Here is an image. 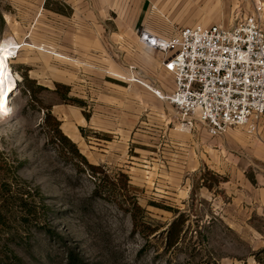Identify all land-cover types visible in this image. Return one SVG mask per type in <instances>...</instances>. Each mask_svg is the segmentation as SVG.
I'll list each match as a JSON object with an SVG mask.
<instances>
[{
  "label": "rangeland",
  "instance_id": "obj_1",
  "mask_svg": "<svg viewBox=\"0 0 264 264\" xmlns=\"http://www.w3.org/2000/svg\"><path fill=\"white\" fill-rule=\"evenodd\" d=\"M141 1L0 0V43H25L0 115V264H264V115L181 126L136 32L229 24L256 0Z\"/></svg>",
  "mask_w": 264,
  "mask_h": 264
},
{
  "label": "built area",
  "instance_id": "obj_2",
  "mask_svg": "<svg viewBox=\"0 0 264 264\" xmlns=\"http://www.w3.org/2000/svg\"><path fill=\"white\" fill-rule=\"evenodd\" d=\"M136 32L173 75V89L162 98L177 109L181 126H203L211 135L233 125L256 129L264 115L263 1L235 11L229 24L178 25L167 35L144 26Z\"/></svg>",
  "mask_w": 264,
  "mask_h": 264
},
{
  "label": "bare ground",
  "instance_id": "obj_3",
  "mask_svg": "<svg viewBox=\"0 0 264 264\" xmlns=\"http://www.w3.org/2000/svg\"><path fill=\"white\" fill-rule=\"evenodd\" d=\"M25 45V43H15L11 40H3L0 43V115L4 113L5 106L9 101L10 93L13 90V82L14 77L10 70L9 59L18 56L19 49ZM15 86V85H14ZM153 92L157 90L158 95L160 97H164L165 92L152 87V85L148 86Z\"/></svg>",
  "mask_w": 264,
  "mask_h": 264
},
{
  "label": "crops",
  "instance_id": "obj_4",
  "mask_svg": "<svg viewBox=\"0 0 264 264\" xmlns=\"http://www.w3.org/2000/svg\"><path fill=\"white\" fill-rule=\"evenodd\" d=\"M146 0H143V1H141V3H140V7H143V4H144V2H145ZM237 1H239V2H249V1H252V0H237ZM263 5H264V1H263ZM242 9H244L245 11H243V12H247V10L248 9H250V8H248V7H242ZM242 9H237L236 11H242ZM247 9V10H246ZM61 17H64V16H62L61 15ZM56 19H60V14L58 15H56ZM106 19H107V17H106V15L104 14V15H99L98 16V19H97V22H98V24L95 26V28H94V30H93V32L94 33H107V26H106V23H105V21H106ZM104 21V22H103ZM56 26V32H59V28H62V30H63V28H64V25L63 26H60V25H55ZM53 28H55L54 26H52ZM156 61L158 62V66H157V73H148V77L150 78V80L152 81V83H153V85L154 86H156V87H162V84H167L168 85V88L167 89H161L162 91H164L165 93L168 91V90H172L173 89V86H174V84H173V75L169 72V71H167L165 68H164V66L162 65V54L161 55H158V56H156ZM163 73V74H165V72H166V75H165V77H163V74H160V73ZM169 79H170V82H168L169 81ZM160 89V88H159ZM169 91V92H170ZM151 92L155 95V96H157L158 98H162V97H160L159 95H157L156 93H154L152 90H151ZM168 93V92H167Z\"/></svg>",
  "mask_w": 264,
  "mask_h": 264
},
{
  "label": "trees",
  "instance_id": "obj_5",
  "mask_svg": "<svg viewBox=\"0 0 264 264\" xmlns=\"http://www.w3.org/2000/svg\"><path fill=\"white\" fill-rule=\"evenodd\" d=\"M24 77H25V76H24ZM56 123H57L56 128H55L56 132L59 133V135H60V137H61L62 139H66V140H68V138H67L64 134L60 133V129L58 128L59 121H57ZM71 145L73 146L74 151L77 152L78 155L81 157V159H82L83 161H85L86 164H87L89 167L94 168V165H92V163H89V162L87 161L86 157H85L82 153H80V152L78 151V148L75 146V144L71 142ZM174 223H175V222L173 221V222L170 224V227H169V229H168V232H169V236H168V244H169V245H170V244H173V243L175 242L174 234L170 232L171 229H172V227H173V225H174ZM79 264H82V263L80 262Z\"/></svg>",
  "mask_w": 264,
  "mask_h": 264
}]
</instances>
